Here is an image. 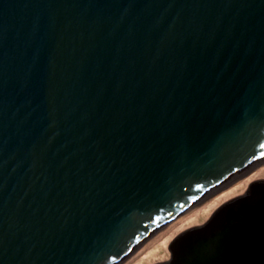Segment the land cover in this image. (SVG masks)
<instances>
[{
  "label": "water",
  "instance_id": "water-1",
  "mask_svg": "<svg viewBox=\"0 0 264 264\" xmlns=\"http://www.w3.org/2000/svg\"><path fill=\"white\" fill-rule=\"evenodd\" d=\"M261 160L264 0H0V264H119ZM168 251L264 264V180Z\"/></svg>",
  "mask_w": 264,
  "mask_h": 264
},
{
  "label": "rangeland",
  "instance_id": "rangeland-1",
  "mask_svg": "<svg viewBox=\"0 0 264 264\" xmlns=\"http://www.w3.org/2000/svg\"><path fill=\"white\" fill-rule=\"evenodd\" d=\"M256 180H264V161L173 220L160 233L119 264H158L167 261L170 256L168 247L178 235L189 228L204 224L220 205L244 194L249 184Z\"/></svg>",
  "mask_w": 264,
  "mask_h": 264
},
{
  "label": "flooded vegetation",
  "instance_id": "flooded-vegetation-1",
  "mask_svg": "<svg viewBox=\"0 0 264 264\" xmlns=\"http://www.w3.org/2000/svg\"><path fill=\"white\" fill-rule=\"evenodd\" d=\"M261 162H262V160H261ZM253 166H254V165H253ZM253 168H254V167H253ZM251 169H252V168H251ZM249 170H250V169H249ZM245 191H246V190H245ZM245 191H244V192H245Z\"/></svg>",
  "mask_w": 264,
  "mask_h": 264
}]
</instances>
